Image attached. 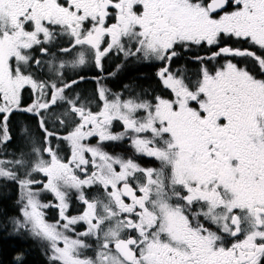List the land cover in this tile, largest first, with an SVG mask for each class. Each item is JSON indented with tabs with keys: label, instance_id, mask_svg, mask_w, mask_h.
<instances>
[{
	"label": "snow or ice",
	"instance_id": "obj_1",
	"mask_svg": "<svg viewBox=\"0 0 264 264\" xmlns=\"http://www.w3.org/2000/svg\"><path fill=\"white\" fill-rule=\"evenodd\" d=\"M60 37L71 59L56 63ZM193 47L210 53L193 57L195 80L172 70L178 49ZM110 54L158 63L169 96L113 93ZM89 80L82 97L75 89ZM17 112L40 137L21 128L30 158H0V179L18 186L16 230L43 241L50 264H264V0H0V145ZM125 140L159 166L104 148Z\"/></svg>",
	"mask_w": 264,
	"mask_h": 264
},
{
	"label": "flooded vegetation",
	"instance_id": "obj_2",
	"mask_svg": "<svg viewBox=\"0 0 264 264\" xmlns=\"http://www.w3.org/2000/svg\"><path fill=\"white\" fill-rule=\"evenodd\" d=\"M68 41V37H60L56 43V46L52 47V52L55 53L56 63H59L60 60H70V56H62L58 48L60 46H66ZM220 46H229V47H248L246 44H241L236 42L234 39L223 38L221 40ZM179 55L174 58L172 63V70L179 69L183 72L187 77L195 80L199 73L200 63L196 62L193 57L199 56H207L209 55V51L206 47L196 48L193 47L190 51H183L178 49ZM259 54V53H258ZM36 55H39L37 52ZM42 59H51V57H42ZM225 57L218 58L216 61H211L208 63V67L210 69H215L224 63ZM234 62H239L241 58H233ZM251 65V61H249ZM117 66L119 70H117ZM160 65L158 63H148L144 61H138L135 58L124 59L123 55H115L110 54L104 61V74L107 75L109 73H115L114 76L108 78L104 81L109 89L113 93H121L123 99H127L130 96H135L136 94L147 93V98H151L153 95H163L165 97L169 96L168 90L164 89L160 80L158 79L156 73ZM44 72H47V69H44ZM71 72V70H69ZM95 72L90 71L88 75L91 77ZM127 86V87H126ZM95 85L89 80L82 84H80L75 91L81 93L83 97L84 89L91 90V97L93 95V90ZM71 95V93H68ZM88 96V95H87ZM111 98V97H110ZM23 104L31 103L30 93L26 90L22 100ZM12 116H29L23 113H14ZM69 126L70 123H69ZM114 132L122 131V125L119 122H114V126L112 129ZM64 132V131H63ZM63 134V133H62ZM91 143H95V139L90 141ZM66 148V146H64ZM106 151L112 154H120L124 157H133L140 163L143 167H158V162L146 157L135 156L132 149L128 145V141L125 140L123 142H110L104 145ZM43 178V177H42ZM37 178V179H42ZM40 186L37 185L36 188ZM97 189H95V194L97 193ZM43 192V191H42ZM49 198L44 200V203H49L52 201V198L49 193L43 192ZM72 203V200H71ZM53 209L55 207H50L44 209L45 218L53 217ZM73 209V208H72Z\"/></svg>",
	"mask_w": 264,
	"mask_h": 264
},
{
	"label": "trees",
	"instance_id": "obj_3",
	"mask_svg": "<svg viewBox=\"0 0 264 264\" xmlns=\"http://www.w3.org/2000/svg\"><path fill=\"white\" fill-rule=\"evenodd\" d=\"M27 125L32 139H39L40 132L36 128V120L31 116H12L9 128L12 140L6 145H0V158L15 159L23 152L29 155L31 139L21 135V128ZM61 129V134L63 133ZM65 145H62L64 148ZM7 154V155H6ZM63 155L64 152H61ZM46 198L41 192L42 202ZM18 186L10 181L0 179V264H50L46 244L32 237L27 231H17L13 221L22 220ZM48 220L52 221L50 217ZM88 255H92L89 251Z\"/></svg>",
	"mask_w": 264,
	"mask_h": 264
},
{
	"label": "rangeland",
	"instance_id": "obj_4",
	"mask_svg": "<svg viewBox=\"0 0 264 264\" xmlns=\"http://www.w3.org/2000/svg\"><path fill=\"white\" fill-rule=\"evenodd\" d=\"M83 93H84L83 96H87V95H88V97H89V96L91 95V90H89V89H84V92H83ZM92 107H93V110H95V103L92 104ZM93 140H94V139H93ZM29 145H30V148L32 149V144H29ZM30 154H31V150L29 151V155H28L27 157L30 158ZM35 178L37 179V178H42V177L39 176V175H37ZM94 192H95V188H93V189H89V190H86V194H87L89 197L95 195ZM47 193H49V192H47ZM49 194H50V196H51V198H52L51 203H52V204L57 203V201L55 200V197L53 196V194H51V193H49ZM71 200H72V203H71V206H70V208H69V213H68V214H69V215H77V214H79L80 211H82V209H83V205H81V204L79 203V201H77L74 197H73ZM72 208H73V209H72ZM53 211H54V213H53V217H52L53 220H52V221L48 220L49 222H55L56 220L59 219V212H58V209L55 208V209H53ZM84 227H85V225H83V224L78 225V226H77V230H78V231L83 230Z\"/></svg>",
	"mask_w": 264,
	"mask_h": 264
}]
</instances>
